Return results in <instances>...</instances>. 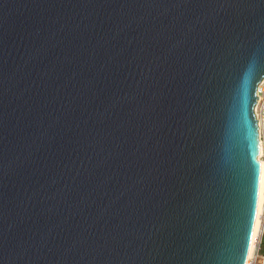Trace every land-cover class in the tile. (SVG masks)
<instances>
[{
	"label": "water",
	"instance_id": "95a60500",
	"mask_svg": "<svg viewBox=\"0 0 264 264\" xmlns=\"http://www.w3.org/2000/svg\"><path fill=\"white\" fill-rule=\"evenodd\" d=\"M263 79L264 0H0V264H247Z\"/></svg>",
	"mask_w": 264,
	"mask_h": 264
},
{
	"label": "built area",
	"instance_id": "2783aa9c",
	"mask_svg": "<svg viewBox=\"0 0 264 264\" xmlns=\"http://www.w3.org/2000/svg\"><path fill=\"white\" fill-rule=\"evenodd\" d=\"M257 96H258V101L255 107V114L259 126V138H260L259 160L262 163V174H263L264 171V79L258 86ZM262 218L263 217L261 216V225H262ZM259 236H260V231L255 238L254 249L251 257H249L248 259L247 264H264V256L261 255L259 252Z\"/></svg>",
	"mask_w": 264,
	"mask_h": 264
},
{
	"label": "snow or ice",
	"instance_id": "6c2138e0",
	"mask_svg": "<svg viewBox=\"0 0 264 264\" xmlns=\"http://www.w3.org/2000/svg\"><path fill=\"white\" fill-rule=\"evenodd\" d=\"M255 166L257 171L255 174V191L252 214L255 216L257 211H259L261 216L264 217V174L260 173L259 165L255 164Z\"/></svg>",
	"mask_w": 264,
	"mask_h": 264
},
{
	"label": "bare ground",
	"instance_id": "6f19581e",
	"mask_svg": "<svg viewBox=\"0 0 264 264\" xmlns=\"http://www.w3.org/2000/svg\"><path fill=\"white\" fill-rule=\"evenodd\" d=\"M263 174H264V171H263ZM260 227H261V213L258 211L257 219H256V225H255V230H254V235H253V241H252V246H251L249 257H251V255H252V252H253V249H254V241H255V238L258 235L259 231H260Z\"/></svg>",
	"mask_w": 264,
	"mask_h": 264
},
{
	"label": "crops",
	"instance_id": "0c3cea01",
	"mask_svg": "<svg viewBox=\"0 0 264 264\" xmlns=\"http://www.w3.org/2000/svg\"><path fill=\"white\" fill-rule=\"evenodd\" d=\"M259 252L264 256V217L262 218V225L260 228V236H259Z\"/></svg>",
	"mask_w": 264,
	"mask_h": 264
}]
</instances>
